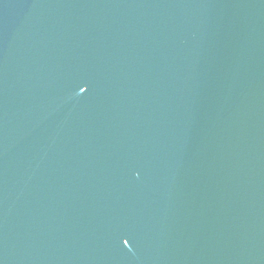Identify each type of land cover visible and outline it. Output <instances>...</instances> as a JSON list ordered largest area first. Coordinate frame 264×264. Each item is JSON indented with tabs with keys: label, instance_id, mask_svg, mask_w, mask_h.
<instances>
[{
	"label": "water",
	"instance_id": "1",
	"mask_svg": "<svg viewBox=\"0 0 264 264\" xmlns=\"http://www.w3.org/2000/svg\"><path fill=\"white\" fill-rule=\"evenodd\" d=\"M0 264H264V0H0Z\"/></svg>",
	"mask_w": 264,
	"mask_h": 264
}]
</instances>
